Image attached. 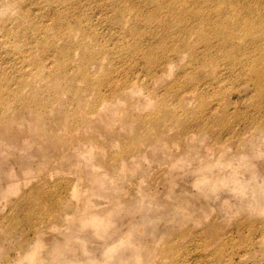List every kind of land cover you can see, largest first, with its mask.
<instances>
[{"label":"rangeland","instance_id":"1","mask_svg":"<svg viewBox=\"0 0 264 264\" xmlns=\"http://www.w3.org/2000/svg\"><path fill=\"white\" fill-rule=\"evenodd\" d=\"M10 1L14 3L0 0V11L7 6L14 8L15 3L12 5ZM254 2L257 4V0H239L238 8L245 10L248 3ZM210 5L215 8L216 2ZM5 11L0 14V27ZM8 56L0 57V80L12 78V83L17 77ZM183 63L184 60L175 64L170 79ZM235 63L231 70L217 67V74L210 76L212 85L203 93V103L198 104L196 100L195 109L189 114L192 116L201 107L202 116L215 115L229 120H128L129 124H124L102 109L99 118L96 115L93 120L94 126L83 128L80 120H72L85 110L76 101L78 71L66 78L61 77L59 69L47 74L44 80L56 84L59 94L50 90L48 84L31 93L37 95L34 104L37 108L54 103L51 112L43 113L47 119L42 120L43 127L64 137L69 134L74 138L102 136L99 140L105 145L104 158L115 150L121 151L124 144L132 143L137 156L133 162L137 161L139 169L129 170L127 176H132L125 179L123 173L112 176L108 165L100 163L103 158L99 154L93 159L95 164L98 162L95 168L82 165L75 153L76 147L70 143L59 145L40 139L32 143L35 135L29 128L19 127V119L0 120V124H10L9 128L0 129V140L4 142L0 144V157L7 158L2 160H7L11 171L10 179L5 178L3 172L7 175L8 168L4 166H8L1 161L0 264H38L42 259L44 264L66 261L72 264H124L126 261L127 264H264V197L260 198L264 189V179L260 177L264 174V120H258L264 118V86L258 88L253 84L255 74L245 70L244 60L241 64ZM108 64L110 70L111 59ZM29 66L39 65L32 62ZM207 74L202 72L199 77ZM83 80L84 95L94 99L95 91ZM101 89L103 92L107 87L101 86ZM150 95L156 96V104L174 101L171 95H163L161 89L151 90ZM218 99L222 100V106L216 104ZM134 100H125L121 114L138 112ZM212 100L216 103L211 104ZM113 128L118 131L116 139L106 138L104 134L107 136ZM145 129L155 131L154 135L151 138L143 135ZM18 138L23 139L22 145ZM28 139L32 144L25 150L22 142ZM164 139L168 147L161 145ZM191 145L192 149H198L197 156L187 151ZM237 148L246 151L249 158H233L229 178L213 181L212 171L224 170L219 167L217 155L230 154ZM20 151L22 156L28 151L29 156L23 158ZM17 155L22 158L17 159ZM117 177L120 181L124 179L122 187L128 190V195L136 191L137 202L118 203V198L103 191L104 181H119ZM68 178H74L71 184L76 186L77 197L66 194L64 180ZM7 182L11 184L10 195L1 192ZM142 189L145 193L141 196ZM84 200L93 205H90L92 210L96 209V219L81 218L76 212L74 215L70 206H81ZM57 203L60 204L58 211L51 215L49 212ZM105 204L109 205L106 208L110 214H104Z\"/></svg>","mask_w":264,"mask_h":264},{"label":"bare ground","instance_id":"2","mask_svg":"<svg viewBox=\"0 0 264 264\" xmlns=\"http://www.w3.org/2000/svg\"><path fill=\"white\" fill-rule=\"evenodd\" d=\"M13 2L14 8L8 6L1 8L3 12L7 10V14L0 27V57L3 58L2 54L10 56L14 63V67L13 65L11 67L17 78L12 83H10L12 78L0 80V120L19 119V127H27L35 135L32 143L36 142V139L53 141L59 145L70 143L76 147L75 153L82 165L95 168L94 165L98 162L95 164L93 159L99 154L103 158L100 163L108 165L112 176L123 173L125 179L132 176V174L127 176L129 170L139 169L137 161L133 162L137 159L135 147L132 143L124 144L121 151L115 150L104 158L106 150L103 141L99 140L100 136L74 138L72 134L64 137L59 133H52L51 130L47 131L43 127L42 120H47L43 113L51 112L54 103L37 108L34 106L37 95L31 94L37 87L47 84L50 90L59 94L56 84L44 80L47 74L56 73L59 69L61 77L66 78L78 71L79 76L75 82L79 96L76 101L81 103L85 110L74 115L72 120H80L83 128L93 127V120L102 109L115 115L114 120H121L124 124H129L128 120H229L228 117L219 119L212 113V117L205 114L202 116L201 107H197L196 113L192 116L189 114L195 109L196 100L198 104L203 103V93L212 85L210 76L217 74V67L231 70L232 66L237 65L236 61L241 64L244 60L245 70L255 74L253 84L258 88L264 86V0H257V4L248 3L249 7L245 10L238 8L239 0H13ZM211 2H216L215 8L210 5ZM164 30L167 31L166 34L162 33ZM127 32H130V35H126ZM95 41L98 49L95 48ZM99 50H104L105 55ZM222 58H225V61H222ZM110 59L113 62V67L111 66L113 70H108ZM182 60L184 63L180 70L170 79L173 68ZM32 62L39 66H29ZM94 65L95 69L91 70ZM202 72H207V76L200 78ZM83 79L95 91L96 96L92 100L84 95ZM101 86H106L108 92L106 93V89L103 93ZM153 89H161L163 95H171L174 101L170 104L167 103L169 100L156 104V96L151 98L150 95ZM130 98L136 100L134 105L138 112L148 110L141 112L142 114L138 112L135 115L121 114L120 110L123 111L125 100ZM190 100H193L192 104ZM216 101L212 100L211 104H222L221 99ZM8 103L11 106H8ZM9 125L0 124V129L9 128ZM162 125L163 128L167 126L164 121ZM130 130H133V127H130ZM154 133L155 131L151 133L145 129L143 135L151 138ZM117 134L118 131L113 128L104 136L113 140ZM18 139L19 143L23 140ZM29 139L28 143L26 140L22 142L25 150L32 144L29 143ZM2 140L1 145L4 143ZM175 140L179 138L176 137ZM166 141L164 139L161 145L168 147ZM204 147L211 150L209 146ZM192 148V145L189 146L187 151L197 156L198 149ZM13 150L11 149L12 152ZM9 152L7 154H10ZM27 152H23L25 156L20 155L24 158ZM1 157L0 164L5 161V165L7 160L2 159L6 157L4 155ZM236 157L249 158L246 151L238 148L230 154L219 153L217 155L221 165L219 167L224 170L220 171L221 168L220 170L218 168L217 171L214 170L216 174L212 171L214 176L210 174V170L208 174L213 177L212 180H227L229 171L234 166L232 159ZM262 164L264 166V162ZM4 168H8V174L5 175L3 172V176L10 179L9 166ZM260 177L264 179V174ZM68 179L64 180L66 194L77 197L74 190L76 186L71 184L73 179ZM117 179L119 181H104L106 185H102L105 186L103 191L118 198L120 201L118 203H126L128 200H132V203L137 202L136 191L131 189L128 195V190L125 191L122 187L124 179L121 181V178ZM10 188L11 184L7 182L1 192L10 195ZM144 190H141V196L145 193ZM131 195L133 197L129 198ZM263 197L264 189L260 193V198ZM256 202L258 203V200ZM90 205L93 206L84 200L83 205H74L70 208L73 209L74 215L76 212L81 218L96 219L95 208L92 210ZM59 206L57 203L49 213L51 215L56 213ZM107 206L109 207L105 204V208ZM108 209H102L106 211L102 213L110 214ZM43 261L40 260L38 264H44ZM127 263L129 262L126 261L124 264ZM54 264L72 263L66 261Z\"/></svg>","mask_w":264,"mask_h":264}]
</instances>
